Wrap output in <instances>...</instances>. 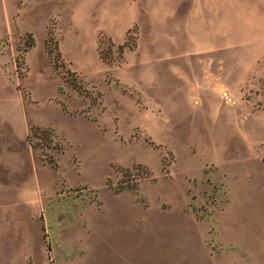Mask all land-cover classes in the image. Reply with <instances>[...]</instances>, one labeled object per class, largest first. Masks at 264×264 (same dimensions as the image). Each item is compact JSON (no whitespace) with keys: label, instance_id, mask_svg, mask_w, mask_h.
I'll use <instances>...</instances> for the list:
<instances>
[{"label":"rangeland","instance_id":"374dc122","mask_svg":"<svg viewBox=\"0 0 264 264\" xmlns=\"http://www.w3.org/2000/svg\"><path fill=\"white\" fill-rule=\"evenodd\" d=\"M263 16L0 0V264H264Z\"/></svg>","mask_w":264,"mask_h":264},{"label":"crops","instance_id":"0c3cea01","mask_svg":"<svg viewBox=\"0 0 264 264\" xmlns=\"http://www.w3.org/2000/svg\"><path fill=\"white\" fill-rule=\"evenodd\" d=\"M263 20H264V16H263ZM231 43L229 44H225V45H216L214 43H209V44H201L199 45L198 47H196L194 50L197 51V52H213V51H216V50H223V49H227L229 48L228 45H230ZM233 45V43H232ZM263 53H264V50H263ZM263 53L261 55H263ZM260 54H257L256 56L259 57L261 56Z\"/></svg>","mask_w":264,"mask_h":264},{"label":"trees","instance_id":"16d2710c","mask_svg":"<svg viewBox=\"0 0 264 264\" xmlns=\"http://www.w3.org/2000/svg\"><path fill=\"white\" fill-rule=\"evenodd\" d=\"M123 46H124V44H119V45H118L120 51L123 50Z\"/></svg>","mask_w":264,"mask_h":264},{"label":"built area","instance_id":"2783aa9c","mask_svg":"<svg viewBox=\"0 0 264 264\" xmlns=\"http://www.w3.org/2000/svg\"><path fill=\"white\" fill-rule=\"evenodd\" d=\"M222 93H223L224 95H227V94H228L226 89H223V90H222Z\"/></svg>","mask_w":264,"mask_h":264}]
</instances>
